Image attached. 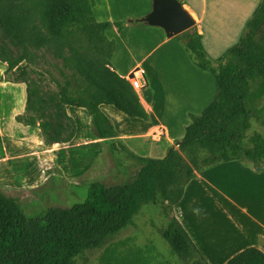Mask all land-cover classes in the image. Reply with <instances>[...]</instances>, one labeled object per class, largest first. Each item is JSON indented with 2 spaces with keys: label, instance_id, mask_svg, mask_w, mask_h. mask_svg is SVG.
<instances>
[{
  "label": "trees",
  "instance_id": "trees-1",
  "mask_svg": "<svg viewBox=\"0 0 264 264\" xmlns=\"http://www.w3.org/2000/svg\"><path fill=\"white\" fill-rule=\"evenodd\" d=\"M95 4V0H0V37L21 49L17 58L7 43L0 50L6 72L41 50L54 51L69 69L62 70L59 91L48 99L28 88L30 114L19 119L38 125L48 144L72 139L75 127L66 113L68 105L88 110L99 138L118 136L101 104H112L130 117L150 118L131 82L113 68L116 42L106 35L128 23H148L100 22ZM175 38L196 67L214 76L217 91L212 102L200 114L190 115L184 136L162 158L141 156L122 142H113L114 150L127 151L139 170L122 184L91 181L85 199L71 207L52 206L29 216L19 199L0 190V264H87L88 254L95 250H102L99 264H175L153 244L139 247L135 236L119 238L144 206L158 201L166 203L168 225L158 231L169 243L171 256L183 264H209L172 213L198 173L231 161L264 165V134H249L254 119L264 124V106L258 107L264 100V0L239 41L217 58L205 48L197 25ZM50 105L53 114L47 113ZM226 264H264V250L250 246Z\"/></svg>",
  "mask_w": 264,
  "mask_h": 264
},
{
  "label": "crops",
  "instance_id": "crops-1",
  "mask_svg": "<svg viewBox=\"0 0 264 264\" xmlns=\"http://www.w3.org/2000/svg\"><path fill=\"white\" fill-rule=\"evenodd\" d=\"M259 2L260 0H183L185 7L196 19L199 32L203 35L205 48L214 57L220 56L227 48L239 41ZM151 3V0H143L142 5L140 4L137 10L129 14L144 17L152 10ZM102 10L108 11V14ZM94 11L96 19L100 22H116L120 18L115 16V11L108 1L101 3L98 0ZM106 35L116 42L112 66L121 76L128 78L134 70H142L145 89L136 91L150 113V118L145 120L130 117L112 104H101V110L114 124L118 136L99 138L88 110L68 105L66 113L69 120H73L75 127L72 139L48 144L38 125L33 126L19 120L21 117H26L28 89L22 82L6 81V75L3 74L7 68L0 61V87L9 95L17 93L24 98L17 109L11 107L9 112L11 120L18 122L16 126L19 127V132L14 134L9 129V139L3 137V140H0L1 162L8 167L0 168V190L8 196L16 197L19 201L27 197L37 203L56 195L62 186L72 187L70 191L73 196L79 188H87L91 181L87 182L84 179L88 174L96 173V170L106 167L105 155L113 142L120 141L132 152L141 156H149L155 149L160 150L165 146L169 149L177 139L184 136L187 125L192 122L190 115L200 114L215 98L217 88L214 76L196 67L183 45L175 37L167 36L163 28L149 24L138 28L130 25L123 30L109 29ZM128 36L142 37L151 40L155 45L150 49L136 50L129 43ZM161 49L163 50L160 52ZM162 58H165L166 62H162ZM16 135L21 137L19 139L13 137ZM30 141L36 147L28 146L27 143ZM30 159L32 161H29ZM28 163H30V173L23 177L25 170H28L24 165ZM110 165L113 163L111 162ZM249 167L241 162L238 164L231 161L197 174L188 185L183 199L190 195L191 189L196 191L194 199L196 202L202 203L206 199H216V201L205 208L200 206L196 208L193 212L194 222L190 220L195 224L192 229L188 226L190 211L187 212L183 204L176 209L178 216L176 217L184 225L209 264H218L217 261L226 264L233 256L250 246H258L264 250L263 224V227L258 224H250L247 227L242 225L241 228L238 227L240 230L237 232L242 234L240 241L220 244V238L233 231L230 229V224L233 221L238 223L239 217L249 218L247 214L251 213L243 205L233 201L230 194L210 176L219 177L223 171L229 172L232 168L244 174H253V170ZM261 170L264 171V165ZM8 171L10 174L7 173ZM13 172H16V176L11 174ZM79 179L82 181L77 185H71V182ZM218 194L222 199H218L220 197ZM51 205H48V208L52 207ZM234 209L238 210V218L234 216ZM217 213L220 217H214ZM216 222L221 225L217 230L214 227ZM238 243L240 246L229 253L227 249Z\"/></svg>",
  "mask_w": 264,
  "mask_h": 264
},
{
  "label": "rangeland",
  "instance_id": "rangeland-1",
  "mask_svg": "<svg viewBox=\"0 0 264 264\" xmlns=\"http://www.w3.org/2000/svg\"><path fill=\"white\" fill-rule=\"evenodd\" d=\"M99 1L101 3L103 2L106 3L107 1L109 2L113 10L115 11V16L120 17L119 20L117 21L130 22V20H136L137 22V20L143 18V16L137 14H129L131 11L137 10L139 8V5L140 4L142 5L143 0H99ZM95 2L98 3V0H95ZM102 12L108 14V11L106 10H102ZM130 25L134 26V28H138L139 26H141L140 24L133 25V23H128V26ZM128 41L136 50H141L144 48L150 49L152 46L155 45L154 43H151V40H147L142 37L131 38L130 36H128ZM5 43H7L10 50L14 52L13 56L17 58L21 52V49L13 46L12 44L10 45L9 39H7L5 36H1L0 37L1 51L5 50V45H4ZM142 43L143 45H141ZM162 50L163 49H161L160 52ZM32 55H33L32 58L24 59V61L20 64V67L18 69H15L14 71H11L9 73L5 71L3 76L6 75L5 78L6 81L8 82L17 81L24 83L27 86V89L29 88L30 91L35 89L38 90L41 96L48 99L50 95H53L54 93L56 94L59 91L60 88L59 86L63 82L62 70L65 69V71L68 72L69 69H66L64 67V62L62 58H60L54 51L51 50L35 51L34 53H32ZM161 61L166 62V59L162 58ZM2 63L4 64V67L7 68V64L4 62ZM144 92L146 93V91ZM32 98L35 99V96L33 95ZM23 99L24 98L22 96H19V94L17 93H12V95H9L7 92L3 90L2 87H0V117H1L0 140H3V137L6 140L9 139L8 137L10 133L8 132L9 129H11L14 134H17L19 132V127L16 126L17 121L11 120L9 112L11 111V107L12 109H17V106L23 102ZM260 106H264V100L262 101V103H260V105L258 104V107ZM53 112H54V106L53 105L48 106L47 113L53 114ZM32 113L35 114L36 112H32ZM29 114L30 112L27 109L25 115L27 116ZM263 120H264V115H263ZM255 131H259L264 134V124H262L257 119L253 120V129L250 131L249 134H252ZM21 134L24 133L21 132ZM13 137L19 139L21 136L16 135ZM13 137L11 138L13 139ZM27 145L33 147L34 144L30 141L27 143ZM167 149L168 148L166 146L160 150L155 149L149 154V156L162 158L167 154ZM29 161L32 160L30 159ZM104 161H106L105 168H102L101 170L98 171L96 170V173L88 174L84 180H87V182L100 180L108 185L122 184L131 181L134 175L139 170V165L132 158L129 157L127 151H123V150L116 151L112 146L108 149ZM111 162L113 163V165H110ZM130 162L132 163L130 164ZM234 162H237L239 164L238 161H234ZM243 165L247 166L245 164ZM249 166H250L249 168L253 170V174L251 173L244 174L241 173L240 170H235V168H232L230 169L229 172L223 171V173H221L219 177L210 176V178L214 182L219 184L225 192L229 193L233 201L237 202V204L241 206L243 205L245 209L249 210L251 213L252 211H254L252 207V203L254 199H258L260 202H262V204H264V171L261 170L262 166H254V165H249ZM1 167L8 168L4 162L3 163L1 162V156H0V168ZM26 167L28 168V170L27 171L25 170L23 177L29 175L30 163L25 164L24 168ZM259 167H261V169H259ZM7 173L10 174L9 171ZM0 174H1V169H0ZM11 174L16 176V172H13ZM81 181H82L81 179L73 181L71 182V185L73 186L77 185V183ZM71 188L72 187L62 186L56 195H53L51 197L49 196L47 200H40L37 203H34L33 201L30 200V198L27 197L22 198L20 203L24 207L26 214L29 216H34L37 213H44L47 210L48 205L51 204H52L51 206L58 205L62 207L63 206L71 207L74 204L82 202L88 194V189L85 187H81L79 189L76 188L78 189V191L75 195L72 196L70 191ZM73 191L74 189L72 190V192ZM218 195L220 196V194ZM195 196H196V191L194 190L191 191L190 189V195H188L186 199H182V201L175 206L172 213L173 215L177 216L176 209L177 207L183 204V206L186 207V211L188 212L189 210L191 214L190 218L188 219V226L191 229L195 227V224L191 222H194L193 212L196 210V208L198 206H200L201 208H205L209 206L212 202L216 201V199H206L203 200L202 203H199L194 200ZM218 199H222V196L218 197ZM165 206L166 203L163 201H158L144 206L141 212L139 213V215L136 217L135 223L129 225L124 230H122V232L119 235V238L135 236L137 245L139 247H145L148 243L153 244L157 247L159 252H161L167 258L172 259V261L175 264H183L178 256H174V257L171 256V247L169 243L162 237V235L158 231L159 227H164L168 225L169 217L164 214ZM233 212L235 218H238L239 216L238 210L234 209ZM214 217H220V214L219 213L214 214ZM234 224L235 221H233V223L230 224L231 227L230 229L233 231L236 230ZM220 226L221 225L218 222H216L214 227L217 230ZM238 246H240V243L230 247L227 250L229 253H232L235 251V249ZM101 252L102 250H95L90 252L88 254L89 260L87 264H99V256ZM80 262L82 263V261ZM216 263L220 264L222 263V261H217Z\"/></svg>",
  "mask_w": 264,
  "mask_h": 264
},
{
  "label": "water",
  "instance_id": "water-1",
  "mask_svg": "<svg viewBox=\"0 0 264 264\" xmlns=\"http://www.w3.org/2000/svg\"><path fill=\"white\" fill-rule=\"evenodd\" d=\"M141 20L163 28L169 37H175L196 25L195 17L179 0H153L152 10Z\"/></svg>",
  "mask_w": 264,
  "mask_h": 264
},
{
  "label": "bare ground",
  "instance_id": "bare-ground-1",
  "mask_svg": "<svg viewBox=\"0 0 264 264\" xmlns=\"http://www.w3.org/2000/svg\"><path fill=\"white\" fill-rule=\"evenodd\" d=\"M238 3H236L237 5ZM253 210L251 214H247L248 217L247 219H244L243 217H239L240 219L238 220V223L234 224V227H236L235 231L228 232L226 236L223 238H220V244L221 245H226L229 242H238L242 239V234H237L239 232V228L242 225L247 227L250 224H258L259 226L264 225V204L260 202L258 199H254L252 203ZM241 225V226H240ZM263 227V226H262Z\"/></svg>",
  "mask_w": 264,
  "mask_h": 264
},
{
  "label": "built area",
  "instance_id": "built-area-1",
  "mask_svg": "<svg viewBox=\"0 0 264 264\" xmlns=\"http://www.w3.org/2000/svg\"><path fill=\"white\" fill-rule=\"evenodd\" d=\"M127 79L131 82V84L137 91H141L142 89H144L145 82H144L142 70L140 69L134 70V72Z\"/></svg>",
  "mask_w": 264,
  "mask_h": 264
}]
</instances>
